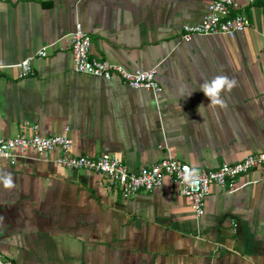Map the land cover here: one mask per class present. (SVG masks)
Here are the masks:
<instances>
[{
  "label": "crops",
  "instance_id": "obj_1",
  "mask_svg": "<svg viewBox=\"0 0 264 264\" xmlns=\"http://www.w3.org/2000/svg\"><path fill=\"white\" fill-rule=\"evenodd\" d=\"M210 0H0V136L67 134L72 153H108L129 169L169 153L213 169L264 151V0H236L250 26L241 34L181 38ZM80 23L92 56L129 70L156 67L161 90L128 87L72 70L69 33ZM34 73L14 64L41 47ZM217 75L237 81L227 107L209 106L200 85ZM183 89V94H181ZM189 93H192L188 96ZM204 105L198 111L200 105ZM59 151L28 149L0 172V252L19 264H264V174L212 184L197 218L170 177L129 199L101 177L55 162Z\"/></svg>",
  "mask_w": 264,
  "mask_h": 264
},
{
  "label": "built area",
  "instance_id": "obj_2",
  "mask_svg": "<svg viewBox=\"0 0 264 264\" xmlns=\"http://www.w3.org/2000/svg\"><path fill=\"white\" fill-rule=\"evenodd\" d=\"M260 0H247L252 4ZM236 0H210L207 10L200 21L183 24L181 38L188 40L194 35H226L230 38L241 34L250 26V21L243 11H238ZM72 70L76 73L91 75L106 81L117 77L128 87L146 89L154 96L161 90L156 78V67L129 70L121 64L105 58L92 56L90 53L91 36L78 23L69 33ZM50 43L41 47L34 55H29L17 63V77L23 78L34 73L33 60L48 55ZM28 149L38 154L58 150L55 162L66 169H86L101 177L102 185L109 193H119L123 199H129L139 192H152L160 187L165 177H170L177 185L181 195L189 196L191 207L197 218L205 213V199L212 184L220 190L232 189L237 176L260 169L264 174V151L247 153L240 161L222 163L213 169H195L200 183L192 188L182 180L185 167L193 169L169 153L155 163L131 170L117 156L108 153L97 157L75 155L72 153V139L67 135H42L37 125H31L29 134L18 133L12 137L0 136V158L11 165L25 157ZM0 264H19L0 252Z\"/></svg>",
  "mask_w": 264,
  "mask_h": 264
},
{
  "label": "clouds",
  "instance_id": "obj_3",
  "mask_svg": "<svg viewBox=\"0 0 264 264\" xmlns=\"http://www.w3.org/2000/svg\"><path fill=\"white\" fill-rule=\"evenodd\" d=\"M237 81L234 78H229L227 75H217L210 81H205L200 85V90L205 94V96L210 100L209 106L220 108H226L227 104L223 99L224 93H230L234 87H236ZM181 94H183V89H181ZM192 93H189L190 96ZM204 105H200L198 111ZM182 180L189 187L195 188L200 183L197 171L185 167L182 174ZM0 183L7 189H12L14 187V181L12 174L7 171L0 172Z\"/></svg>",
  "mask_w": 264,
  "mask_h": 264
}]
</instances>
